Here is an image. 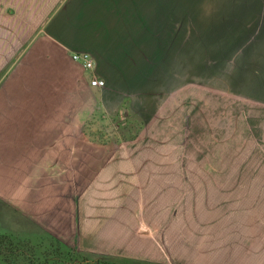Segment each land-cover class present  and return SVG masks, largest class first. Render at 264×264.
<instances>
[{
    "label": "rangeland",
    "instance_id": "rangeland-1",
    "mask_svg": "<svg viewBox=\"0 0 264 264\" xmlns=\"http://www.w3.org/2000/svg\"><path fill=\"white\" fill-rule=\"evenodd\" d=\"M3 1L0 85L66 2ZM167 13L152 17L165 54L127 46V90L111 111H98L99 94L47 95L45 75L32 80L38 96L23 83L32 100L69 105L53 118L72 121L70 162L47 169L0 151V235L22 247L0 264H264V0H177ZM22 21L23 41L10 31Z\"/></svg>",
    "mask_w": 264,
    "mask_h": 264
},
{
    "label": "crops",
    "instance_id": "crops-1",
    "mask_svg": "<svg viewBox=\"0 0 264 264\" xmlns=\"http://www.w3.org/2000/svg\"><path fill=\"white\" fill-rule=\"evenodd\" d=\"M167 1L175 2L168 4ZM176 1L66 0L62 9L45 23L41 34L29 42L30 49L25 52L27 55L23 54L19 64L15 66L14 79L10 78L0 85V151L5 153L15 151L18 158L39 160L47 169H56V162L67 166L70 162L68 161L70 153L67 150L72 121L67 116H65L67 119L54 120L53 113L62 111L69 116L71 112L69 105L44 101L39 103L38 99L32 100L25 95L27 91L22 93L23 83L26 84V80L30 79V94L38 96L39 91L41 89V92L43 91V86L33 82L36 80L38 82L39 77L45 75L50 85L46 89L47 95L68 97L72 94L83 96L95 93L100 96L98 111H111L115 98L122 90H127L124 88L126 77L121 75L117 66L120 62H128L127 46L133 45L138 39L136 47L147 46L153 49L151 52L153 61L161 57V47L162 53L165 54L167 43L160 32L164 27L162 28L159 22L156 23L154 18L159 17L162 22L161 17L168 14L169 8L176 6ZM3 2L5 3L3 7H7V0ZM113 17L119 19L118 23L127 29V42L114 35V27H111ZM151 22L155 23L154 27L150 26ZM26 24L22 21L18 25H12L10 31L18 33V38L23 41L27 37ZM134 25L135 30L132 29ZM7 37L8 35L0 39V55H4L3 44L7 42ZM8 43L12 44L13 39ZM72 52H85L91 55L95 63L94 73L106 82L104 88L99 90L90 88L88 78L91 74L71 60ZM1 58L3 57L0 56V65H3L6 61L3 62ZM56 72L68 75L69 80L73 82L72 87L54 88V79L49 80V77ZM34 85H37V90ZM39 112H42V115L39 116ZM57 130H60V135L54 134ZM102 150L98 153L101 159L113 157L111 147ZM122 153L121 148L117 155L123 157ZM143 245L151 250L150 241H145ZM154 251L159 252L157 249Z\"/></svg>",
    "mask_w": 264,
    "mask_h": 264
},
{
    "label": "built area",
    "instance_id": "built-area-1",
    "mask_svg": "<svg viewBox=\"0 0 264 264\" xmlns=\"http://www.w3.org/2000/svg\"><path fill=\"white\" fill-rule=\"evenodd\" d=\"M70 57L71 60L79 64L85 72L91 74L88 78L90 88L99 90L105 87V81L94 73L95 63L91 55L85 52H72Z\"/></svg>",
    "mask_w": 264,
    "mask_h": 264
},
{
    "label": "trees",
    "instance_id": "trees-1",
    "mask_svg": "<svg viewBox=\"0 0 264 264\" xmlns=\"http://www.w3.org/2000/svg\"><path fill=\"white\" fill-rule=\"evenodd\" d=\"M30 249V248H29ZM22 247L19 243L12 244L10 237L7 235H0V259L3 258L5 262L13 263L17 260ZM76 263L77 261H69ZM97 264V263H93Z\"/></svg>",
    "mask_w": 264,
    "mask_h": 264
}]
</instances>
